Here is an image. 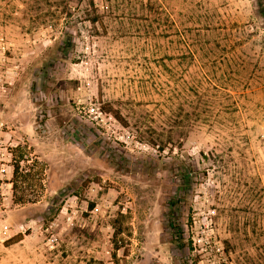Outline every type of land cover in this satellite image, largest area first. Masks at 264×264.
I'll use <instances>...</instances> for the list:
<instances>
[{
    "label": "rangeland",
    "instance_id": "rangeland-1",
    "mask_svg": "<svg viewBox=\"0 0 264 264\" xmlns=\"http://www.w3.org/2000/svg\"><path fill=\"white\" fill-rule=\"evenodd\" d=\"M0 264H264V0H0Z\"/></svg>",
    "mask_w": 264,
    "mask_h": 264
},
{
    "label": "trees",
    "instance_id": "trees-1",
    "mask_svg": "<svg viewBox=\"0 0 264 264\" xmlns=\"http://www.w3.org/2000/svg\"><path fill=\"white\" fill-rule=\"evenodd\" d=\"M106 111L111 112L112 115H113L116 119L122 121V123H125V122H123V120H121L122 118H121V115H120V113H119L118 111H116V110H115V111H114V110H111V108H106Z\"/></svg>",
    "mask_w": 264,
    "mask_h": 264
},
{
    "label": "bare ground",
    "instance_id": "bare-ground-1",
    "mask_svg": "<svg viewBox=\"0 0 264 264\" xmlns=\"http://www.w3.org/2000/svg\"><path fill=\"white\" fill-rule=\"evenodd\" d=\"M246 195V194H245Z\"/></svg>",
    "mask_w": 264,
    "mask_h": 264
}]
</instances>
